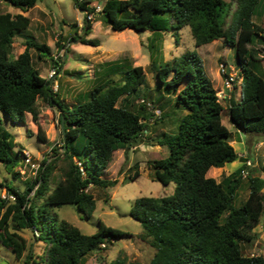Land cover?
I'll return each instance as SVG.
<instances>
[{
    "label": "trees",
    "instance_id": "16d2710c",
    "mask_svg": "<svg viewBox=\"0 0 264 264\" xmlns=\"http://www.w3.org/2000/svg\"><path fill=\"white\" fill-rule=\"evenodd\" d=\"M37 1L0 0L22 13L35 7ZM234 1V17L229 22L226 18L231 5L224 0H105L97 15L115 32L131 29L152 33L148 45L151 55L159 49L161 33H177L186 26L190 27L196 48L222 39L235 49L241 77V99L229 105L227 118L244 134H264V68L261 69L252 49L255 42L264 41L261 27L253 22L261 0ZM88 4L81 1L77 7L92 15L95 9L87 7ZM29 25L30 19L22 14H0V114L13 123H24L25 114L37 119L38 99L56 106L63 128L60 148L65 150L61 155L67 169L53 188L49 187L52 161L41 163L26 190L20 192L5 185L8 197L14 201L0 198V242L20 259L28 247L16 231L27 228L44 244L40 264H83L85 257L104 243L130 234L100 222L96 233L85 235L69 222L51 217L49 208L73 205L89 218L95 210L89 187L115 186V180L102 177L113 153L122 150L127 155L131 148L142 143L147 130L148 117L128 108L131 96L144 82V70L129 67L120 84L107 80L95 86L87 94V100L66 107L52 89L54 79L41 77L33 65L30 49L38 53L39 59H50L54 67L59 63L49 58V46L26 39L24 51L16 58L10 57L14 37L27 31ZM91 27L87 20L83 35L72 37L73 42L99 46L97 40L87 39ZM156 74L160 84L175 88L176 104L187 112L174 134L162 133L157 139L159 146L167 148V156L151 163L159 183L174 184L172 194L137 198L130 209L131 218L143 229L141 238L149 240L155 249L147 264H264L263 256H246L241 250L242 244L256 238L252 230L264 214L261 194L264 179L252 176L249 171L248 197L235 208L233 200L243 180L241 172L247 169L245 161L219 183L206 176L210 168H222L241 158L230 144L231 133L222 122L225 109L201 58L195 52L185 53L165 62L156 69ZM79 138L85 141L83 160L74 146ZM14 147V139L3 127L0 116V163L8 169H14L20 160L21 151L15 152ZM13 175L16 177L18 173ZM138 176L135 170L129 182ZM10 227L15 232L9 233ZM31 263L39 264L29 247L24 264ZM108 264L144 263L117 257Z\"/></svg>",
    "mask_w": 264,
    "mask_h": 264
},
{
    "label": "rangeland",
    "instance_id": "374dc122",
    "mask_svg": "<svg viewBox=\"0 0 264 264\" xmlns=\"http://www.w3.org/2000/svg\"><path fill=\"white\" fill-rule=\"evenodd\" d=\"M81 1H88L87 7L94 8L95 13L87 15L86 12L80 10L77 3ZM104 1L38 0L35 7L25 13L5 2H0V14H22L30 19L27 31L13 39L11 58H16L23 52L26 39L50 47L51 56L49 58L59 62L55 67L50 59H39L38 53L34 49H30V54L33 65L41 77L47 79L49 71L52 69L56 71L52 89L66 107L87 100V94L95 86L107 80L120 84L123 82L124 71L129 67L143 68L144 82L131 96L132 104L128 108L134 112H142L144 116L148 117L147 130L141 138L142 143L131 148L127 155L122 150L113 153L110 164L103 172L102 177L111 181L115 180V186L110 188L89 187L88 192L95 200V210L89 218L83 216L73 205L52 206L49 208V213L58 221L69 222L85 235L96 233L100 222L107 227L130 234L129 237L104 243L99 250L88 254L83 264H108L117 257H121L127 262L147 264L153 257L155 249L150 245L149 240L141 238L143 229L137 221L131 218L130 209L137 198H161L172 194L174 184L170 183L164 186L159 183L154 178V168L151 163L167 156V148L159 146L157 139L162 133L174 134L181 117L187 112L183 106L176 104L177 92H175V88L159 83L156 69L175 57L195 52L201 58L204 69L212 80L218 96L219 90L223 88L222 79L218 73L219 64L226 65L227 68L233 67L236 72H238V67L234 48L227 46L222 39L196 48L188 26L183 27L177 33H161V39L157 43L159 49L151 55L148 45L153 38L152 33L148 31L138 33L131 29L115 32L101 19H98L96 9ZM224 1L231 5L226 18V21L229 22L234 17L236 3L234 0ZM225 15L223 12L222 16ZM89 19L92 27L87 39L97 40L99 42L97 47L82 45L79 41L73 42L72 40L74 36L83 35V26ZM253 22L261 27L264 36V0H261L257 7ZM252 49L256 53L261 69H263L264 41L255 42ZM45 58L47 57L45 56ZM239 81L240 78L234 84L236 85ZM183 86L182 84L180 87ZM220 102L225 109L222 122L228 129L233 130V125L227 118L228 100L220 99ZM117 105H120V101ZM141 106H143V110ZM36 107L37 119L33 120L30 114H25L24 123H13L5 115L0 114L3 127L14 139V151H21L20 160L14 169H8L3 163H0L1 199L8 197L5 185L15 187L22 192L36 178L38 172L35 173L29 165H26L24 161L26 157H29L32 163L39 165L47 160L53 162L50 188H53L64 178L67 162L61 155L64 150L60 148L62 129L58 121L59 111L56 106L48 104L42 99L36 101ZM241 137L243 138L242 142L231 138L235 141L236 152L241 154L246 145L247 158H251L256 163L255 168L249 167L250 172L254 175L256 172L258 174L263 172L264 159L261 158L258 161V158L253 153L251 154L250 144L253 139L256 142L264 140V134H248ZM84 143L83 138L77 139L74 143L81 160L85 158ZM238 161L239 159L236 162L239 163ZM135 170L139 172V176L129 182L128 178L134 174ZM220 171L216 169L213 174H207V177L215 179L214 174L220 173ZM14 173H18V175L15 177ZM246 181V178H243L241 186L235 194L233 200L235 208L240 207L244 200L248 189ZM29 196L31 195L29 194ZM8 200L14 201L12 198H8ZM35 215L38 216L37 208ZM10 225L13 226L14 222H11ZM8 232H15L14 227H10ZM255 232L257 241L263 244L264 214L261 216ZM16 233L25 239L28 248L23 256L17 259L14 253L0 242V264H24L29 247L34 261L40 264L44 244L35 239L36 235L30 229L25 228L16 231ZM260 233H263V236H260ZM254 243H247L249 251L243 246L242 254L249 255L251 251L253 254L264 257L261 252L264 245L253 248Z\"/></svg>",
    "mask_w": 264,
    "mask_h": 264
},
{
    "label": "crops",
    "instance_id": "0c3cea01",
    "mask_svg": "<svg viewBox=\"0 0 264 264\" xmlns=\"http://www.w3.org/2000/svg\"><path fill=\"white\" fill-rule=\"evenodd\" d=\"M97 15V14H96ZM213 42H216V41H213ZM24 51V50H23ZM211 80V79H210ZM211 82H212V80H211ZM240 84H241V82H239L238 84H236V85H234V90L231 92V93H228L227 94V100H228V103H229V105L232 103V102H234V103H237V102H239L240 101V99H241V92H240V89H241V86H240ZM212 85H213V82H212ZM213 88L216 90V88L214 87V85H213ZM229 107V106H228ZM229 131H230V139L231 138H233V139H236L237 141H240V142H242V137L241 136H246V135H248V134H244L242 131H240V130H238V129H236L234 126H233V130H231V129H229ZM255 135H258V134H255ZM245 138V137H244ZM230 144L234 147V145H235V141L234 140H231L230 141ZM246 144V143H245ZM235 149V148H234ZM250 149H251V154L253 153L254 154V156L255 157H257L258 158V161H259V159H264V140H262V141H260V142H256V140L255 139H253L252 140V142H251V144H250ZM236 151V150H235ZM247 146L245 145V147L243 148V152L241 153V154H238L237 152V154H238V157H240L241 159L243 158V161H250V163L252 164L251 165V167L250 168H255V166H256V163L255 162H253V160L251 159V158H247ZM239 158H237L236 160H234V161H232V162H230V163H227V164H225L222 168H210L211 169V171L209 172H207V174H213V171L214 170H216V169H219V170H221L220 171V173H217V174H214V176H215V181L217 182V183H219V182H221L224 178H226L227 176H229L231 173H233V172H235L236 170H238L242 165H243V163L244 162H242V160H240L239 159V163H237L236 161L238 160ZM250 168H248V171H250L249 169ZM207 174H206V176H207ZM252 174V173H251ZM252 176H254V177H259V178H262V179H264V168H263V172H260L259 174H258V172H256L255 173V175L254 174H252ZM220 181H219V180ZM248 190V189H247ZM247 190H246V194H245V197H244V200L243 201H245L246 199H247V197H248V194H249V191L247 192ZM261 194L264 196V187H263V189L261 190ZM257 226H258V224L253 228V230H252V233H254L255 235L257 234L256 232H255V229L257 228ZM260 236H263V233L261 234L260 233ZM261 238V237H260ZM253 242H255L254 243V245H253V248H255V246L257 247V246H260V245H264V243L263 244H261L259 241H257V236H256V238L252 241V242H250L249 244H251V243H253ZM243 246H244V249L246 248L247 249V251H249L248 249H249V245H247V244H242V248H243ZM263 249V248H262ZM262 249H261V252H262V254H264L263 253V251H262ZM253 255H258V254H253L251 251H250V254L249 255H246V256H253Z\"/></svg>",
    "mask_w": 264,
    "mask_h": 264
},
{
    "label": "built area",
    "instance_id": "2783aa9c",
    "mask_svg": "<svg viewBox=\"0 0 264 264\" xmlns=\"http://www.w3.org/2000/svg\"><path fill=\"white\" fill-rule=\"evenodd\" d=\"M101 7H102V5L99 4L97 9H96L98 13L101 11ZM238 72H239V70H238ZM238 72H236L233 67L227 68L226 65L219 64L218 73L222 79V87H223L218 92L217 97L219 98V100L220 99H226L227 94L231 93L234 90V85H235L234 83L237 81L238 78H240L239 82H241V77L239 76ZM55 75H56V71L54 69H52L51 71H49L47 79L51 80V79H53V77ZM24 161H25L26 165H29L31 167V169L35 171V173H37L39 171V168L41 167V165L32 163L31 160L29 159V157H26V159ZM47 162H49V160H47ZM244 165L246 166L247 169H244L241 172V178L242 179L246 178V176L249 174L248 168L251 167L252 164L250 163V161H246L244 163ZM35 188H36V186H35ZM35 188L33 189V191L35 190ZM33 191L30 193V195L33 194ZM7 198H12V197L9 196ZM262 251L264 253V247H263Z\"/></svg>",
    "mask_w": 264,
    "mask_h": 264
},
{
    "label": "water",
    "instance_id": "95a60500",
    "mask_svg": "<svg viewBox=\"0 0 264 264\" xmlns=\"http://www.w3.org/2000/svg\"><path fill=\"white\" fill-rule=\"evenodd\" d=\"M61 129H63V128L61 127ZM63 140H64V136H63ZM64 141H65V140H64ZM63 150H65V148H64Z\"/></svg>",
    "mask_w": 264,
    "mask_h": 264
}]
</instances>
